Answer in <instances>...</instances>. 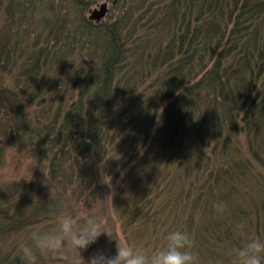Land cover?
Wrapping results in <instances>:
<instances>
[{"label":"trees","instance_id":"1","mask_svg":"<svg viewBox=\"0 0 264 264\" xmlns=\"http://www.w3.org/2000/svg\"><path fill=\"white\" fill-rule=\"evenodd\" d=\"M172 5L163 19L173 20L171 42L147 58L141 55L126 78L117 83L114 75L129 49H124L116 24H107L98 43L104 53L101 82L92 92L95 83L91 81L63 116L56 110V117L44 126H40L42 117L38 124L32 123L19 90L11 91L10 86L0 82V137L30 147L37 161L35 178H25L15 185L21 193L17 204H6L4 210L10 219L0 229V242L34 220L46 219L47 208L60 204L71 208L82 201L87 204L99 189L100 203L106 202L109 208L112 184L99 189L96 184L117 159L116 147L127 149L126 145L137 159L131 152L123 157L114 179L121 175L131 178L132 173L147 174L143 158L138 159L147 149V162L156 150L162 154L159 159L155 157L158 168L173 161L174 181L180 170L185 172L181 168L183 154L190 159L189 164L200 166L193 184L203 183L197 194L189 193L179 200L182 216L189 213L180 229L192 235V229H196L198 240L216 234L221 239L219 231L228 224L227 234L234 235L232 217L245 213L240 204L233 211V203L242 193L237 180L252 183L251 170L264 172V0H173ZM88 18V34L83 31L80 36L90 42L94 20ZM36 64L24 73L28 79ZM165 67L166 72L160 71L152 85L157 88L152 90L150 86L141 91L139 86L150 73ZM78 78L79 74L75 82ZM41 87L39 84L36 91ZM69 92H63L60 98L68 102ZM134 184L141 192L123 210V218L130 225H151L155 218L150 217V209L168 188L158 179H135ZM216 201L227 204L225 214H217L213 207ZM252 209L258 219L257 230L264 233V199L259 205L255 202ZM198 210H202L201 224L195 227ZM248 214L244 217L251 216ZM241 240L239 244L244 242ZM20 261L19 254L0 249V264Z\"/></svg>","mask_w":264,"mask_h":264},{"label":"rangeland","instance_id":"2","mask_svg":"<svg viewBox=\"0 0 264 264\" xmlns=\"http://www.w3.org/2000/svg\"><path fill=\"white\" fill-rule=\"evenodd\" d=\"M172 2L173 0H147L146 2L143 0H0V82L10 86L11 91L19 90L21 97H24L22 102L25 103L26 110H29L32 123L38 124V118L42 117L40 126H44L47 121H52L56 117V110L63 116L71 101H78L91 81L95 83L92 92L97 88V82H101L105 72L104 53L98 43L106 33L107 24H116L115 28L124 40V49H129L125 52L124 62L119 65L114 75L115 83H117L126 78L132 70V65L141 59V55L147 58L148 54L155 53L171 42L173 20L166 19L165 22L163 19L168 12L170 14L173 8ZM104 3L109 9L107 14L100 21L94 20L96 23L93 21L92 29L94 30H92L90 42L86 39L83 41V36L80 35L83 31H86V35L88 34L86 29L88 17L92 10ZM261 38H264V31L261 32ZM39 57L40 60H38ZM35 64L36 68L28 79L24 73ZM4 67L6 69H3ZM166 70L165 67L152 71L139 86L141 91L150 86L152 90H155L157 87L152 85H155L160 71L164 73ZM145 71L148 73L149 69ZM74 73L75 76L79 74L76 82ZM68 77H71L72 81H68ZM27 79L32 82L31 86ZM25 80L29 85L25 83ZM39 84L42 87L40 91H36ZM163 87L167 88L166 85ZM120 89H123L122 86ZM68 90L71 96L67 102V99L63 100L60 95ZM52 97L57 99L53 101ZM84 101L88 103L86 98ZM51 106L53 109H50ZM0 139H2L0 142V229H3L10 219L4 210L6 204L14 201L16 205L21 197L15 185L23 183L22 180L25 178L28 180L35 178L37 161L30 147L10 143L5 137ZM109 140H112V133L109 135ZM242 145L244 153L248 155L246 145ZM126 148L120 150L118 146L116 147L117 159L103 172L96 184L97 189L99 186L106 187L109 183L112 184L109 193L112 196L108 199L109 208L106 207V202L100 203L102 196L100 189L97 194L95 191L91 196L89 195L87 204L86 201L75 206L73 203L71 208H68L66 204L54 205L50 209L47 208L46 219L40 218L28 226L21 227L6 241L0 242V249L3 252L12 251L13 254H19L21 261L18 264H25L21 246L33 244L31 233L35 229L50 231L56 228V218L65 212L78 217L80 226H83L84 218L88 214L95 213L104 219L105 227L112 235L113 239L107 234L101 235L97 243L82 251L81 256L85 261L98 251L114 255L117 239L142 244L150 249L163 246L166 243L167 234L180 229L183 221L189 218V213L182 216L184 212L179 200H183L189 193L197 194L200 191L203 181L193 184L196 178L195 172L200 169V166L189 164L190 159L182 154L181 168L185 172L180 170L173 181V161L167 166V162L162 163L158 168L155 157L157 159L161 157L160 151L153 152L147 162L144 156L147 149L146 151L143 149L138 159L143 158L147 174L140 176V174L132 173L131 178L121 175L114 179L116 169L122 164V158L128 156L130 152L135 153L128 145ZM135 158L137 159V154ZM178 163L179 161L176 165ZM251 171H253L252 183L237 180L242 193L238 196L237 202L233 203L236 206L233 207V211L240 204L245 213H234L230 223L234 235L227 234V224L222 226L224 229L222 232L219 231L221 239L216 234L205 240H198L196 229H192L196 239L194 250L199 253L200 264H230V258L226 255L227 249L244 243L239 244L242 238L234 232L237 223H246L249 235L264 237L263 231L257 230L258 219L255 214L253 215L252 209L255 202L259 205L261 199H264V172L261 174L257 170ZM254 177L259 181L256 182ZM135 179H145V181L158 179L160 185L168 188V191L156 201L153 209H150V217L155 218L150 222L151 225H143L141 222L130 225L126 218H123V210L129 207L141 192L134 184ZM114 182L116 184H113ZM170 194H173V197H169ZM13 196L14 199L9 198ZM248 212L251 216L244 217L249 216ZM201 213L202 210L196 213L195 227L201 224L199 220L202 218ZM40 264H61V262L50 256H44L41 257Z\"/></svg>","mask_w":264,"mask_h":264},{"label":"clouds","instance_id":"3","mask_svg":"<svg viewBox=\"0 0 264 264\" xmlns=\"http://www.w3.org/2000/svg\"><path fill=\"white\" fill-rule=\"evenodd\" d=\"M213 207L218 215L228 210L224 201H216ZM56 224L57 227L50 231L37 228L31 233L33 244L21 246L25 264H40L44 256H50L61 264H200L199 253L194 250L195 238L185 230L168 233L166 243L155 249L117 239L114 255L98 251L85 261L82 251L97 243L103 234L112 238L104 219L90 213L80 226L78 217L65 212L56 218ZM234 232L244 243L227 249L230 264H264V237L249 235L246 223H237Z\"/></svg>","mask_w":264,"mask_h":264},{"label":"water","instance_id":"4","mask_svg":"<svg viewBox=\"0 0 264 264\" xmlns=\"http://www.w3.org/2000/svg\"><path fill=\"white\" fill-rule=\"evenodd\" d=\"M108 10L107 4L104 3L99 8L92 10L90 18L100 21L107 14Z\"/></svg>","mask_w":264,"mask_h":264}]
</instances>
